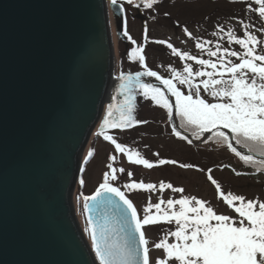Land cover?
<instances>
[{"label": "water", "instance_id": "95a60500", "mask_svg": "<svg viewBox=\"0 0 264 264\" xmlns=\"http://www.w3.org/2000/svg\"><path fill=\"white\" fill-rule=\"evenodd\" d=\"M113 58L107 0H0V264H99L73 199L92 132L121 102Z\"/></svg>", "mask_w": 264, "mask_h": 264}, {"label": "snow or ice", "instance_id": "6c2138e0", "mask_svg": "<svg viewBox=\"0 0 264 264\" xmlns=\"http://www.w3.org/2000/svg\"><path fill=\"white\" fill-rule=\"evenodd\" d=\"M111 3L116 4L117 0H111ZM127 3L135 4L137 8L142 5L146 9H153L160 0H140V3L127 0ZM255 4L256 7H253L248 3L247 10L264 19V0H255ZM240 24L243 36L236 35L233 28L226 29L223 24H217L213 35L220 39L215 42L214 48L210 46L213 41L194 38L192 32L184 28L189 38L197 40L196 48L206 52L209 59L192 55L165 40L155 41L167 44L172 54L185 62L181 70L169 65V78L148 68L143 47L133 48L130 59L143 64L144 70L119 73L117 93L123 95V100L107 106L99 135L110 141L115 152L125 155L132 164L146 168L179 164L169 159L151 162L139 151L119 143L115 136L108 133V129L124 130L147 123L136 120L133 115L136 92L139 91L169 114L173 109L178 112L180 124H172L176 137L191 145L193 140L178 128L190 132L196 140H201L205 133H211L226 143L244 164L264 171V41L250 31L253 25L244 21H240ZM259 31L264 33V28ZM125 35H128L127 31ZM221 39L230 45L240 46L241 51L223 47ZM188 61L195 62L200 66L199 69L194 70L193 64ZM145 76L155 77L162 87L145 82L142 79ZM202 92L212 102L205 99ZM169 93L174 97V102L169 98ZM236 146L248 149L249 153H258L259 161L254 155L245 154ZM87 155L92 156L93 152ZM155 155L159 156V153ZM109 159L112 163L107 164L109 171L103 173V182L92 195L83 197L86 212L91 213L95 207L100 213L95 220L92 215L87 216L85 229L99 264H264V201L246 199L231 191L225 192L209 170L208 179L215 186L218 198L237 214L236 217L217 214L206 201L195 196L167 200L160 196L155 204L149 198L141 216L126 192L144 190L162 193L170 189L183 193L184 188L174 187L170 182L161 181L157 185L133 180L125 183L122 191L113 182L118 180L117 172L125 173L126 170L113 167L116 155ZM179 166L194 167L189 164ZM236 174L243 175L239 172ZM127 175L131 177L132 173L127 172ZM84 183L81 179L80 184ZM159 223H174L176 228L166 232L150 248L145 227ZM170 237L174 238L171 243ZM153 248L162 250L164 255L153 259L150 255Z\"/></svg>", "mask_w": 264, "mask_h": 264}, {"label": "rangeland", "instance_id": "374dc122", "mask_svg": "<svg viewBox=\"0 0 264 264\" xmlns=\"http://www.w3.org/2000/svg\"><path fill=\"white\" fill-rule=\"evenodd\" d=\"M107 1L114 45L113 73L117 76L121 71L134 73L144 70L143 64L130 59V53L136 47L144 48L143 54L146 57L148 68L157 71L161 76L165 78L171 76L169 65L181 70L185 62L173 55L167 44L155 43L158 40H165L192 55L209 59L206 52H201L196 48L197 40L189 38L185 34V27L192 32L194 38H199L201 41H213L210 46L214 48L215 42L220 39L213 35L217 24H223L226 29L233 28L236 35L243 36L244 32L240 21H244L253 25L250 31H253L264 41V33L259 31L264 28V19L247 10L248 3L256 7L255 0H160V3L153 9H146L142 5L137 8L135 4H128L127 0H117L128 9L127 14L123 13L120 16H117L110 7L111 0ZM136 3H140V0H136ZM125 31L128 35H125ZM220 42L223 47L241 51L240 46L230 45L225 39H221ZM257 50L260 51L259 48ZM188 63L193 64L194 70L200 67L193 61H188ZM142 79L158 82L155 77L145 76ZM159 86L162 87L160 81ZM201 94L212 102L206 94L203 92ZM120 100H123L122 94ZM135 105L133 113L135 119L147 121V123L136 124L124 130L108 129V133L115 136L119 143L139 151L145 159L151 162L169 159L194 167L182 168L179 164H165L146 168L143 165L132 164L125 155L115 152L114 145L110 141L99 135L98 123L83 154V171L78 178L73 199L78 219L89 240V233L85 230L87 222L83 197L92 195L99 184L103 182V173L109 171L107 164L112 163L109 159L112 155L117 156L113 167L117 169L123 167L126 170L125 173L117 172L118 180L113 182L122 191L124 190L123 185L133 180L137 182L142 180L145 183L157 185L161 181L170 182L174 187H182L185 190L183 193L173 192L170 189H166L162 193L144 190L126 192L141 216L149 198L155 204L160 196L165 200L179 199L181 196H195L206 201L217 214L236 217L237 214L222 199L218 198L215 186L208 179L209 170H211L212 177L221 183L225 192L231 191L234 194L245 196L246 199L264 201V173L260 174L259 178H252L244 173L237 175V172H245L247 170L245 165L248 164H244L232 153L226 147V143L215 137L209 139L211 133L201 140H196L189 132V138L193 140V143L189 145L175 136L171 114L166 109L156 105L154 101L144 97L139 91L136 92ZM177 113L175 110V122L179 126L180 121ZM90 151L93 152L92 156L87 155ZM156 153H159V156L155 155ZM254 158L259 160V154H255ZM127 172H131L132 176L129 177ZM81 179L85 181L83 185L80 184ZM175 228L174 223L146 226L145 233L150 240L149 247L151 248L152 244L162 239L166 232L174 231ZM173 241L174 238L170 237L169 243ZM150 255L155 259L163 256L164 253L162 250L153 248Z\"/></svg>", "mask_w": 264, "mask_h": 264}, {"label": "trees", "instance_id": "16d2710c", "mask_svg": "<svg viewBox=\"0 0 264 264\" xmlns=\"http://www.w3.org/2000/svg\"><path fill=\"white\" fill-rule=\"evenodd\" d=\"M178 114V113H177ZM178 119L180 121L179 115H178ZM209 139L213 138L212 134L209 135L208 137ZM225 145V144H224ZM226 147L228 148L227 144ZM229 149V148H228ZM230 150V149H229ZM248 150V149H247ZM231 151V150H230ZM253 155L257 154V153H251ZM257 160V159H256ZM259 161V160H257ZM247 166V170H245V172H241L244 173L245 175L252 177V178H259L260 174L264 173V171L254 167L253 165H245ZM254 167V168H253Z\"/></svg>", "mask_w": 264, "mask_h": 264}, {"label": "flooded vegetation", "instance_id": "af4514ba", "mask_svg": "<svg viewBox=\"0 0 264 264\" xmlns=\"http://www.w3.org/2000/svg\"><path fill=\"white\" fill-rule=\"evenodd\" d=\"M118 3H120L122 6H123V9H124V14H127V12H128V9L125 7V5L124 4H122L121 2H118ZM145 81V80H144ZM184 130V129H183ZM185 131V130H184ZM182 132V131H181ZM183 134H184V132H182Z\"/></svg>", "mask_w": 264, "mask_h": 264}, {"label": "bare ground", "instance_id": "6f19581e", "mask_svg": "<svg viewBox=\"0 0 264 264\" xmlns=\"http://www.w3.org/2000/svg\"><path fill=\"white\" fill-rule=\"evenodd\" d=\"M151 83H154V84H157V85H159V81L157 82V81H153V80H149Z\"/></svg>", "mask_w": 264, "mask_h": 264}]
</instances>
